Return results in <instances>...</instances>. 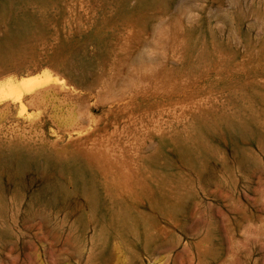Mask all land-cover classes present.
Segmentation results:
<instances>
[{
	"label": "rangeland",
	"instance_id": "374dc122",
	"mask_svg": "<svg viewBox=\"0 0 264 264\" xmlns=\"http://www.w3.org/2000/svg\"><path fill=\"white\" fill-rule=\"evenodd\" d=\"M0 264H264V0H0Z\"/></svg>",
	"mask_w": 264,
	"mask_h": 264
},
{
	"label": "bare ground",
	"instance_id": "6f19581e",
	"mask_svg": "<svg viewBox=\"0 0 264 264\" xmlns=\"http://www.w3.org/2000/svg\"><path fill=\"white\" fill-rule=\"evenodd\" d=\"M49 78H22V79H9L6 83V96L20 100L25 93H31L43 86H46L49 82Z\"/></svg>",
	"mask_w": 264,
	"mask_h": 264
}]
</instances>
